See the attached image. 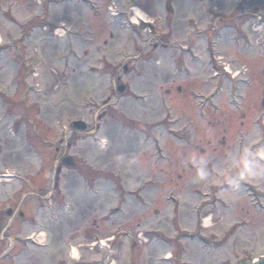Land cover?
Wrapping results in <instances>:
<instances>
[{
  "label": "rangeland",
  "instance_id": "1",
  "mask_svg": "<svg viewBox=\"0 0 264 264\" xmlns=\"http://www.w3.org/2000/svg\"><path fill=\"white\" fill-rule=\"evenodd\" d=\"M93 1L98 14L77 0H0V174L21 178L0 182V264H69L71 246L79 264L260 259L264 0L231 13L244 15L236 39L219 22L211 56L203 27L228 17L231 0H130L153 24L126 28L129 2ZM171 19L172 43L187 41L178 66L165 50ZM78 121L90 129L75 132ZM214 122L228 132V153L206 144ZM180 129L206 151L190 132L173 137ZM55 148L77 164L58 188ZM218 184L229 188L219 195Z\"/></svg>",
  "mask_w": 264,
  "mask_h": 264
},
{
  "label": "flooded vegetation",
  "instance_id": "2",
  "mask_svg": "<svg viewBox=\"0 0 264 264\" xmlns=\"http://www.w3.org/2000/svg\"><path fill=\"white\" fill-rule=\"evenodd\" d=\"M198 1H200V0H198ZM202 1H204V0H202ZM250 2H251V0H231L232 9L230 10V12H228L230 14V15L227 14V15H229L228 17L224 18V16H223L224 14H217V16H215V17L214 16L213 17H209L208 22H207V26L205 28L203 27V30H202V32H204V34L205 33H210L207 36V40H206V43L205 44L207 45L208 42H209V40L212 39L214 36H217V37H214V38H216L215 43H217V41L220 40L219 38H220L221 33H222V31H221V29H222L221 26L222 25L219 22L220 21L223 22L224 19L226 20L225 22L222 23L225 26L224 29L234 30L235 31L234 32V36H235V39H236V34L239 33V32H242V30H241V27H238L235 24V21L238 20V19L241 20L242 19V16L241 15H243V13L241 15L239 14L238 16L231 15V13H234L237 9L239 10V8L242 7L243 9L239 13L244 12V14H247L251 10L250 9V6H251L250 5ZM248 9H249V11H248ZM166 10H167V5H166ZM171 24H172V19H171V21L170 20L168 21V32L167 33L165 32V36L168 37V40L165 42V48H166L165 50L169 51L170 52L169 54L172 55V56H170L171 63L177 65V64H179V61H180L179 59H181L183 57L182 56V51L184 50V44L186 46L187 41H184L183 43L181 42L182 44L181 43H178V45H175L174 43H172V41H171V37H172ZM198 28H199V26L197 25V30H198ZM202 32L200 33V35L203 37V33ZM198 34H199V32H197V35ZM235 39L232 40V43H233L232 46H233V48L235 46ZM248 39H249V37H248ZM176 42H180V41H176ZM201 42H203V41L201 40ZM174 48L176 50H178V52H175L173 54L172 51H175ZM207 49H208V47H207ZM208 55H209V53H208ZM214 59H217L218 60L217 57H214ZM212 64H214V65L216 64L217 65L218 63H212ZM220 65H223L224 66L225 63H222L220 61L219 66H218L219 67L218 69H221L220 68ZM221 70H223V69H221ZM181 73H182V71H181ZM225 77H226V75H225ZM173 78H176V75H173ZM178 91L181 92L180 89ZM177 122H179L181 124V121H177ZM222 124L221 123H217V122H214L213 123L214 126L213 125L211 126V130H213V132H214L213 135H212V139H209V141L206 142V144H207L208 147L210 145L211 146L213 145V147H214L213 150L218 155L222 154V153H220V150L221 151H227V150L229 151V150L232 149V148H230V147H232V145L229 143L228 138H227L228 137L227 136L228 132H225L226 131L225 129H220L221 126H222ZM189 129L191 130V128H189ZM186 132H188V133L190 132L192 134V132L189 131V130H187V129H186ZM186 132H183L181 130V132L176 133L177 135H175V137L177 139H180L181 140V139H183V137H182L183 134L186 133ZM205 132H207V131H205ZM192 136H193V139L191 140L192 145L193 146H196L198 150H201V151L205 152L206 149H204V148H198V146L195 145V143H198L199 138L195 134H192ZM213 140H215V142H213ZM61 145L63 146L64 143L61 142ZM61 150L62 149H60V148H55V151L58 154V156L56 158V160L58 161V163H60L59 159L61 158L60 157V151ZM228 151L227 152H224V153H228ZM12 214H13V212L12 211H9V215H12Z\"/></svg>",
  "mask_w": 264,
  "mask_h": 264
},
{
  "label": "water",
  "instance_id": "3",
  "mask_svg": "<svg viewBox=\"0 0 264 264\" xmlns=\"http://www.w3.org/2000/svg\"><path fill=\"white\" fill-rule=\"evenodd\" d=\"M125 90L124 87H121L119 88V92L120 93H123ZM263 107H264V100H263V103H262ZM75 130L77 132H80V133H85L87 130H88V126L84 123V122H77L75 124ZM64 165L67 167V168H74L75 167V162H74V159L73 158H66L64 161H63ZM61 173V168L58 169V172H57V177H56V182H58L59 180V175ZM243 264H251V263H243ZM256 264H264V258L256 263Z\"/></svg>",
  "mask_w": 264,
  "mask_h": 264
},
{
  "label": "bare ground",
  "instance_id": "4",
  "mask_svg": "<svg viewBox=\"0 0 264 264\" xmlns=\"http://www.w3.org/2000/svg\"><path fill=\"white\" fill-rule=\"evenodd\" d=\"M133 10L136 13V18L133 21L135 24H138L139 22L149 23V21L146 20V17L140 12V10L138 8H134ZM0 45H1V40H0ZM1 182H3V181H1ZM205 228H209V223L208 222L206 223V227ZM73 254H74V256L78 255L77 249L73 248Z\"/></svg>",
  "mask_w": 264,
  "mask_h": 264
}]
</instances>
